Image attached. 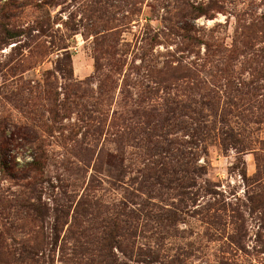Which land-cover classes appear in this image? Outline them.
<instances>
[{"label": "rangeland", "instance_id": "1", "mask_svg": "<svg viewBox=\"0 0 264 264\" xmlns=\"http://www.w3.org/2000/svg\"><path fill=\"white\" fill-rule=\"evenodd\" d=\"M0 20V264H264V0Z\"/></svg>", "mask_w": 264, "mask_h": 264}, {"label": "trees", "instance_id": "2", "mask_svg": "<svg viewBox=\"0 0 264 264\" xmlns=\"http://www.w3.org/2000/svg\"><path fill=\"white\" fill-rule=\"evenodd\" d=\"M12 6L11 5V3L10 4H8V6ZM13 7V6H12ZM1 32L2 33H4V32H6V35L8 34H10V32L9 31H7L6 29H5V27H4V20H0V44H5V36L4 37H2V35H1ZM16 34V33H15ZM11 35V34H10ZM18 35L16 34V35H14V36H9V39H14L15 37H17Z\"/></svg>", "mask_w": 264, "mask_h": 264}]
</instances>
